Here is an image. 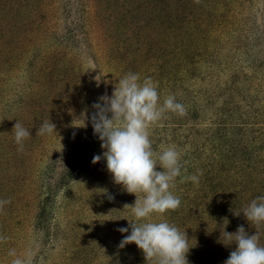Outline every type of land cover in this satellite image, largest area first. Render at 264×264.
<instances>
[{"label":"rangeland","instance_id":"374dc122","mask_svg":"<svg viewBox=\"0 0 264 264\" xmlns=\"http://www.w3.org/2000/svg\"><path fill=\"white\" fill-rule=\"evenodd\" d=\"M129 72L186 108L150 139L181 153V205L164 218L189 238V264H224L239 226L264 245L242 213L264 196V0H0V264H145L119 247L136 196L92 163L104 149L79 127Z\"/></svg>","mask_w":264,"mask_h":264},{"label":"clouds","instance_id":"9594fccd","mask_svg":"<svg viewBox=\"0 0 264 264\" xmlns=\"http://www.w3.org/2000/svg\"><path fill=\"white\" fill-rule=\"evenodd\" d=\"M92 109L90 116H82L79 126L86 127L85 121H90L104 149L101 155L93 156L92 163L104 159L113 182L136 196L134 205L124 206L131 208L135 219L128 220V227L117 229L121 234L131 230L119 247L134 243L142 251L145 264H189V238L185 231L164 218L181 205L174 192L177 178L181 177V153L175 146H169L157 154L150 139L153 125L167 113L186 115L185 106L174 95H168L161 103L158 84L151 77L141 81L139 74L129 72L115 84L112 95L99 97ZM13 129L18 151H23L31 132L19 122ZM37 131L40 135L52 134L55 125L48 122ZM202 175L198 170L196 174L183 176L181 182L198 185ZM108 199L113 197L109 195ZM9 203L10 200H0V210ZM242 213L256 228L264 225V196L253 199ZM224 237L236 245L224 264H264V245L260 244L257 232L249 235L239 226L234 233L224 232ZM12 264L25 261L17 258Z\"/></svg>","mask_w":264,"mask_h":264},{"label":"trees","instance_id":"16d2710c","mask_svg":"<svg viewBox=\"0 0 264 264\" xmlns=\"http://www.w3.org/2000/svg\"><path fill=\"white\" fill-rule=\"evenodd\" d=\"M205 172V171H204Z\"/></svg>","mask_w":264,"mask_h":264}]
</instances>
